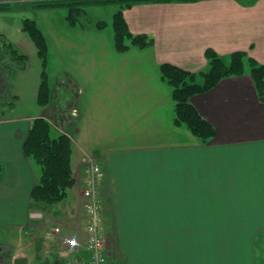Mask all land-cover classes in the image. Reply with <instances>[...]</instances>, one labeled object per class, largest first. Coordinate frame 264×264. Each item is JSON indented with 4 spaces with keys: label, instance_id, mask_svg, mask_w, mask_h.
Wrapping results in <instances>:
<instances>
[{
    "label": "crops",
    "instance_id": "0c3cea01",
    "mask_svg": "<svg viewBox=\"0 0 264 264\" xmlns=\"http://www.w3.org/2000/svg\"><path fill=\"white\" fill-rule=\"evenodd\" d=\"M3 13L0 32L27 61L13 75L14 106L0 113V237L8 241L0 243V264H13L19 256L28 264H90L83 245L59 255L53 233L56 226L63 233L84 232L85 153L102 170L107 264H264V101L251 76L246 71L224 78L190 97L216 132L203 142L173 123L171 87L159 71L161 63L205 70L207 48L227 59L244 51L264 64V0L133 5L123 16L132 34L152 38L144 49L154 73L82 78L67 69L58 76L47 71L46 105L38 103L42 64L36 47L21 20L9 25ZM84 94L86 109L80 111ZM38 117L50 123L52 136L71 139L75 182L63 202L43 209L44 220L31 221L40 168L25 154L24 143Z\"/></svg>",
    "mask_w": 264,
    "mask_h": 264
},
{
    "label": "trees",
    "instance_id": "16d2710c",
    "mask_svg": "<svg viewBox=\"0 0 264 264\" xmlns=\"http://www.w3.org/2000/svg\"><path fill=\"white\" fill-rule=\"evenodd\" d=\"M199 0H37L34 6L63 7L66 10V20L71 25L85 16L90 5H115L112 14L113 45L116 51L125 52L130 41L140 49L152 46L153 40L145 34H132L123 16V11L133 5L142 3L196 2ZM253 3L256 0H238ZM10 4L0 3V12L7 10ZM98 28L105 25L104 21L97 24ZM22 32L34 43L42 64L41 78L38 90V103L46 105L51 98L47 73L48 43L42 30L32 18L23 17ZM207 60L205 70L192 72L170 63H161L160 76L171 87V97L174 102L173 123L184 125L192 135L206 142L215 135L213 125L204 119L190 102V97L204 93L213 88L220 80L243 75L248 71L260 100L264 101V64L249 57L244 51L230 53L228 59L211 48L204 51ZM27 56L21 52L8 38L0 32V113L14 106L16 96L12 92L13 75L26 66ZM202 82L196 81L197 77ZM25 154L40 167V175L32 193V207L45 209L52 204L65 200L69 188L75 179L70 167L72 141L66 134L51 135L50 123L41 117L32 121L26 141Z\"/></svg>",
    "mask_w": 264,
    "mask_h": 264
},
{
    "label": "rangeland",
    "instance_id": "374dc122",
    "mask_svg": "<svg viewBox=\"0 0 264 264\" xmlns=\"http://www.w3.org/2000/svg\"><path fill=\"white\" fill-rule=\"evenodd\" d=\"M35 1L37 0H0V3L10 4L7 10L2 11L6 13L1 16L9 25L14 24L16 20L19 22L23 17L36 21L48 43V73L51 72L54 76H58L67 69L82 78L87 73H120L122 71L154 73V64L149 50L133 46L130 41L126 42L129 48L125 52L115 50L112 29V14L116 10L115 5L88 6L85 16L78 21V25L74 26L66 20L65 8L34 6ZM100 21L105 22L102 28L96 25ZM66 41L71 44L65 45ZM136 60L143 61L139 64ZM196 81L201 83L202 78L198 76ZM80 105V111L86 109V94ZM4 242H8L7 239L0 237V243ZM85 257L90 263L89 255Z\"/></svg>",
    "mask_w": 264,
    "mask_h": 264
},
{
    "label": "built area",
    "instance_id": "2783aa9c",
    "mask_svg": "<svg viewBox=\"0 0 264 264\" xmlns=\"http://www.w3.org/2000/svg\"><path fill=\"white\" fill-rule=\"evenodd\" d=\"M84 186L81 188L83 197L81 208L85 218V229L72 231L56 226L53 233L61 244L59 255H68L78 251L81 245L89 255L90 264H107L105 253V238L102 226L103 201L99 187L102 180V170L92 153H85L82 160ZM31 221L44 220V213L40 209H30L28 213Z\"/></svg>",
    "mask_w": 264,
    "mask_h": 264
},
{
    "label": "water",
    "instance_id": "95a60500",
    "mask_svg": "<svg viewBox=\"0 0 264 264\" xmlns=\"http://www.w3.org/2000/svg\"><path fill=\"white\" fill-rule=\"evenodd\" d=\"M13 264H28V258L25 256L14 257L12 259Z\"/></svg>",
    "mask_w": 264,
    "mask_h": 264
},
{
    "label": "flooded vegetation",
    "instance_id": "af4514ba",
    "mask_svg": "<svg viewBox=\"0 0 264 264\" xmlns=\"http://www.w3.org/2000/svg\"><path fill=\"white\" fill-rule=\"evenodd\" d=\"M10 258H11V255L8 254L7 258H5L4 260L10 259Z\"/></svg>",
    "mask_w": 264,
    "mask_h": 264
}]
</instances>
